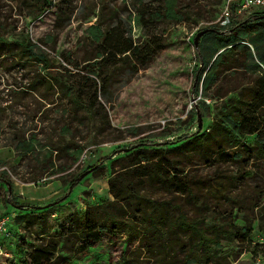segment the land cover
<instances>
[{"label": "rangeland", "instance_id": "obj_1", "mask_svg": "<svg viewBox=\"0 0 264 264\" xmlns=\"http://www.w3.org/2000/svg\"><path fill=\"white\" fill-rule=\"evenodd\" d=\"M228 1L174 0L178 21L163 14L165 0H143L144 7L136 0H57L42 13L44 0H0V219H9L7 233L0 235V264H161L158 256L142 249L146 240L142 230L130 243L123 232L104 234L96 246L75 253L81 233H67L68 217H80L86 207L113 200L110 180L124 173L137 149L174 146L183 136L208 133L222 119L221 112L233 109L238 94L260 76L258 71L233 68L220 71L217 85L207 95L201 83L196 89L195 35L209 27L225 33L250 14L264 12L252 8L238 14L231 9L227 19ZM141 8L147 14H140ZM135 15L140 24L132 19ZM97 16L115 49L129 39L148 45L154 36L159 37L154 43H161L160 48L151 58L126 61L116 54L114 63L92 66L87 58L102 48L100 40L91 38L90 24ZM22 41H29L46 64L31 57ZM76 90L82 106L72 102ZM242 142L251 144L253 138L246 136ZM40 145L46 146L42 153L50 152L44 164L43 156L35 157ZM29 149L35 153L26 152ZM178 159L200 187L195 206H186L184 196L148 187L140 190L177 202L207 227L209 235L212 226L250 225L246 239L225 233L218 245L194 244L192 250L200 258L212 256L216 264H256L264 216L258 207L252 209L250 198L263 189L259 206L264 205V157L255 160V169L249 164L246 169L252 175L222 199L210 194L207 181L218 172L240 174L236 164L220 158L210 166L198 155L189 161ZM134 182L126 180L131 186ZM170 208L173 214L168 217L175 221L178 210ZM25 214L39 219L20 220ZM173 239L174 248L165 256L173 262L162 264H178L182 258L178 244L188 235L180 231Z\"/></svg>", "mask_w": 264, "mask_h": 264}, {"label": "trees", "instance_id": "obj_2", "mask_svg": "<svg viewBox=\"0 0 264 264\" xmlns=\"http://www.w3.org/2000/svg\"><path fill=\"white\" fill-rule=\"evenodd\" d=\"M45 1L48 3L46 4ZM136 2L144 7L143 0H136ZM50 3V0H44L40 6V13L47 9ZM165 5L167 7L163 14L180 21L181 17H175L174 0H165ZM146 12L144 8L139 9L140 14H147ZM154 14L160 15L157 12ZM139 18V15H135L132 19L140 24ZM249 18H252L255 23L250 24ZM254 24L263 28L258 30L259 28H254ZM101 26L100 16H97L90 24V28H94L91 34L92 40H100L99 45L102 46L92 58H87V60H92V66L105 67L112 64L115 62L116 54H120L121 58L126 61L130 58L137 61L143 57L151 58L152 53L160 48L161 43H154V40L158 41L159 37L154 36L150 41L152 43L148 45L134 44L132 39H129L128 44L119 50L115 49L111 38L108 37V30L105 31ZM212 28L209 27L198 41L199 68L195 71L196 89L201 83L202 91L204 95H207L217 85L218 74L233 68L258 71L261 73L260 76L253 79L251 85L238 94L233 109H225L221 112L222 119L212 125V131L209 129L208 133L183 136L178 139L182 142L174 146L137 149L136 156L123 167L124 173L119 172L110 180L109 186L113 200L86 207L80 217L77 214H71L68 217L69 230L67 233L69 235L77 234L76 232L81 233L82 242L76 246L75 253L86 252L96 246L104 234L123 232L130 243L137 237L133 234L137 230H142V236L146 239L143 240L142 249L158 256L157 260L162 264V261L169 260L165 256L173 250L174 241H176L173 238H177V232L181 231L188 235V239L185 243L178 244L179 251L182 252V258L178 264H216L217 260L213 261L212 256L205 254L200 258L198 254H195L196 251L192 250L193 245L199 244L204 248H209L211 241L219 244L221 234L226 233L228 237L232 235V237L246 239L251 233L250 225L245 224L238 228L234 224L231 226L229 224L230 229L228 226L227 229L209 227L212 233L211 235L206 234L207 227L200 226L202 224L190 217L177 202L172 204V199H158L153 195L155 191H141L142 188L148 187L152 190L184 196L185 205L192 208L196 205L200 187L189 172L180 167L178 156L183 158V161H189L197 158L198 155L203 160L202 163L210 166L214 165L213 160L221 158L223 162L231 161L242 170L238 175L236 173L227 174L224 171L218 172L216 176L207 181V190L217 199L226 198L238 183L243 184L244 180L252 175L246 169L248 165L250 164L255 169V160L264 157V12L250 14L248 19L235 23L225 33H218ZM22 46L31 57L46 64L44 56L33 51L29 41H22ZM72 102L79 106L83 104L82 96L77 90ZM73 110L75 112L77 109ZM246 136H252L253 143L242 142ZM168 144L171 143L166 142V145ZM45 147L40 145L36 153L33 149L26 150V152L35 153L36 158L43 156L40 163L44 164L46 159L50 158V152L42 153ZM77 149H74V152ZM127 179H134V184L128 185ZM74 183L76 184V181H70L71 185ZM121 183L124 188L121 187ZM261 183L263 184V180ZM262 196L263 189L257 193L256 197L250 198V201L252 209L258 207L259 212L264 216V205L259 206ZM170 206L178 210V214L174 216L175 221L173 217H168L169 213L173 212L168 209ZM22 216L20 220H27L30 216L34 217L30 214ZM34 218L39 219V217ZM40 252L42 254L44 251ZM36 257L39 260L42 258L40 255Z\"/></svg>", "mask_w": 264, "mask_h": 264}, {"label": "built area", "instance_id": "obj_3", "mask_svg": "<svg viewBox=\"0 0 264 264\" xmlns=\"http://www.w3.org/2000/svg\"><path fill=\"white\" fill-rule=\"evenodd\" d=\"M51 3L48 5V8H51L55 5L57 0H50ZM47 8V9H48ZM252 8H263L264 9V0H229L227 2V6L224 10L225 18L230 17L231 9H234V11L238 14L241 12L247 11ZM9 223L8 218H2L0 219V235H5L7 233V224ZM260 251L257 255L254 256V260L256 264H264V237L261 238L256 243ZM3 254L2 246L0 244V256Z\"/></svg>", "mask_w": 264, "mask_h": 264}, {"label": "water", "instance_id": "obj_4", "mask_svg": "<svg viewBox=\"0 0 264 264\" xmlns=\"http://www.w3.org/2000/svg\"><path fill=\"white\" fill-rule=\"evenodd\" d=\"M208 29H203L201 31H199L196 35H195V38H194V44L197 45L198 44V41H199V38L201 37L202 34H204ZM202 126V122L200 121L199 124H198V127H201Z\"/></svg>", "mask_w": 264, "mask_h": 264}]
</instances>
